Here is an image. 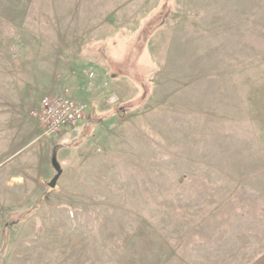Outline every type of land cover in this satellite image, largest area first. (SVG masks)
<instances>
[{
	"label": "rangeland",
	"instance_id": "374dc122",
	"mask_svg": "<svg viewBox=\"0 0 264 264\" xmlns=\"http://www.w3.org/2000/svg\"><path fill=\"white\" fill-rule=\"evenodd\" d=\"M0 264H264V0H0Z\"/></svg>",
	"mask_w": 264,
	"mask_h": 264
},
{
	"label": "built area",
	"instance_id": "2783aa9c",
	"mask_svg": "<svg viewBox=\"0 0 264 264\" xmlns=\"http://www.w3.org/2000/svg\"><path fill=\"white\" fill-rule=\"evenodd\" d=\"M87 114L88 106L85 101L66 95L45 96L39 108L32 112L46 136L59 134L66 126L77 125L86 119Z\"/></svg>",
	"mask_w": 264,
	"mask_h": 264
},
{
	"label": "water",
	"instance_id": "95a60500",
	"mask_svg": "<svg viewBox=\"0 0 264 264\" xmlns=\"http://www.w3.org/2000/svg\"><path fill=\"white\" fill-rule=\"evenodd\" d=\"M54 168L57 170V176L54 178V180L51 182V186L53 187L55 184H56V182H57V180H58V178L60 177V174H61V172H62V170L60 169V167L58 166V164L54 161Z\"/></svg>",
	"mask_w": 264,
	"mask_h": 264
},
{
	"label": "crops",
	"instance_id": "0c3cea01",
	"mask_svg": "<svg viewBox=\"0 0 264 264\" xmlns=\"http://www.w3.org/2000/svg\"><path fill=\"white\" fill-rule=\"evenodd\" d=\"M92 77H94V74H93V76H92ZM66 127H67V126H66ZM66 127H64V128H63V130H64ZM63 130H62V131H63Z\"/></svg>",
	"mask_w": 264,
	"mask_h": 264
},
{
	"label": "trees",
	"instance_id": "16d2710c",
	"mask_svg": "<svg viewBox=\"0 0 264 264\" xmlns=\"http://www.w3.org/2000/svg\"><path fill=\"white\" fill-rule=\"evenodd\" d=\"M158 20V19H157ZM156 21V20H155ZM55 155V154H54Z\"/></svg>",
	"mask_w": 264,
	"mask_h": 264
}]
</instances>
